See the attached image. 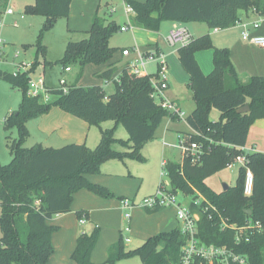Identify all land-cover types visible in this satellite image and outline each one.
<instances>
[{"label": "trees", "instance_id": "trees-1", "mask_svg": "<svg viewBox=\"0 0 264 264\" xmlns=\"http://www.w3.org/2000/svg\"><path fill=\"white\" fill-rule=\"evenodd\" d=\"M7 0H0V9ZM134 10L131 24L135 27L158 31L162 21L201 22L210 29H226L236 25L240 10L264 8L263 0H126ZM72 0H35L33 8H27L44 16L38 34L37 54H44L40 43L44 31L50 29L58 18H66ZM119 29L115 22H106L94 14L92 24L84 36L68 41L59 63L65 67L78 68L77 79L87 64H107L117 48L109 44V37ZM211 50L212 69L204 73L195 53ZM178 60L188 74L193 91L195 107L185 117L194 131L185 143L196 142L202 151L199 160L192 162L190 155L180 161L167 159L166 178L173 193L202 196L198 210L191 202V210L199 211L197 237L205 244L234 245L235 231L221 229V221L228 225H243L246 221H258L260 231H249L236 250L244 254L249 264H264V152L255 150L245 153L248 166L253 173V189L250 195L243 193L244 168L238 167L236 184L226 190L214 191L206 179L226 168L232 159L242 153L246 145L250 125L257 119L264 120V76H251L240 81L227 47L214 46L209 35L203 34L177 49ZM35 60L29 71L10 73L0 69V78L21 90V101L17 111L4 119V129L15 128L17 137L8 144L11 160L0 162V264H46L52 254L51 235L55 226L46 220L56 214L70 211L72 196L80 189H87L102 198H114L115 194L105 186L92 183L87 174L100 172L107 159H141L140 148L153 139L154 132L167 112L150 96L151 77L133 75L123 68L118 80H113L114 90L106 94L99 85L81 86L73 83L67 92L49 90L56 95L51 103H43L27 94L28 79L34 70ZM116 70L108 64L98 76L106 80ZM107 99H104V97ZM247 105L248 111L236 110ZM52 106L78 117L88 124L98 125L112 120L114 126L102 129L94 147L84 143H67L60 147H46L40 143L25 146L28 138L27 122L46 114ZM219 112L217 120L210 119V112ZM175 118L174 116H171ZM178 119V118H177ZM120 124L127 132V139L120 141L125 147L117 150L118 142L114 129ZM155 210H148L154 212ZM247 210L251 214H247ZM77 218L87 213L77 211ZM85 221V222H86ZM99 237V228L90 232L80 230L71 254L76 264H95L90 260ZM248 238V240H245ZM185 236L178 227L169 232H160L146 239L134 249H126L123 235L111 244L107 258L100 264H115L125 258L137 256L141 264H180V248ZM193 264H207L196 259Z\"/></svg>", "mask_w": 264, "mask_h": 264}, {"label": "crops", "instance_id": "crops-1", "mask_svg": "<svg viewBox=\"0 0 264 264\" xmlns=\"http://www.w3.org/2000/svg\"><path fill=\"white\" fill-rule=\"evenodd\" d=\"M8 1L9 0L6 1L5 7L2 10L0 9V14H6L5 10L9 4ZM102 1L104 0H72L67 17L58 18L56 22L63 19L67 33H71L70 36L74 34L76 36L75 40H78V37L80 36V38H82L84 33L91 27L94 14L96 12L97 14H100L98 8ZM123 1L124 3L127 2L126 0ZM135 1L143 2L145 0ZM132 15L133 14H130L129 16L127 15V21H130L131 26H133L131 24ZM238 16L239 20L236 25L226 29H210L206 24L201 22L189 23L191 25V29H193L194 32L198 34L197 36L208 34L214 46L229 48L230 57L238 73V78L240 81L246 82L251 76H264V48L249 43L241 38V32L243 30L241 23L247 24V28L251 34H264V8L259 13H255L252 10H240ZM102 18L106 22H108V20L114 22V18L112 16H110V19H106L105 17ZM15 21L17 22V20ZM167 22L168 24H163ZM252 22H258L259 26L257 29L252 27ZM123 25L127 24L124 23L119 26L121 27ZM185 25L187 26L188 23ZM162 26L164 27L161 28ZM170 27V21H162L158 31H150L133 26V28L130 29L132 30L134 37L133 46H122L114 53L112 59L107 64L85 65L80 78L77 79V76H72L69 78L65 77V85L68 87L73 83H77V85L81 86H102L103 84L109 83L114 78H118L121 70L126 68L129 61L136 56V50L140 52L157 50L164 53L163 49L160 47V42H163L168 48H174L168 46L164 41V36L167 34ZM191 35L193 36V34ZM67 42L68 41H66V43ZM178 48L179 47H177V49ZM123 49H127L129 51V55H123ZM175 52L177 53V50ZM171 53H174V49L173 51L165 54L166 61L167 56ZM195 58L204 73H209L211 71V50L198 51L195 53ZM109 63H113L114 66L116 65V70L111 75V78H109V81L104 83L106 79L99 77L98 74L103 71ZM152 63L155 67L154 71H156V64L154 62ZM37 65L38 64H36L34 67V72L38 67ZM145 68L147 70L146 66ZM86 69H88L87 71H90V75L87 77L84 75V71ZM71 70L72 69L70 68L68 71H65L63 68V72L67 74L70 73ZM33 74L34 73L32 72V75ZM172 79L173 75L171 72L169 73L168 77V87L164 91L166 99L174 101L180 108L181 105H184L185 108L189 110V112L192 111L195 107L194 98L193 102L191 101V104L187 101L183 102V99H181L182 97L173 89ZM45 86L49 90H52L46 85V83ZM51 96L54 97L51 98ZM51 96L47 101L41 100V102H53L57 96ZM187 114L185 113V115ZM257 120L259 121L263 119ZM178 121L179 119L172 118L167 115L166 118L162 117L161 122L158 125V127L161 126L160 136L163 148L161 160L165 159V161H167V159H178L177 161H180L182 159L181 152L178 154L176 153V156L173 152V149L177 148L175 146L177 144H173L165 140V137L170 130L176 132L175 136L178 140V143L184 139L185 136L187 137L188 135L194 133L185 120L183 122L184 124H181ZM253 123H255V121ZM26 126L29 133L28 138L34 137L32 138V142H34L33 144L40 143L46 147L62 146L71 142L84 143L88 147H94L99 141L100 131L102 129L112 127L111 123L109 122H101L98 125L88 124L78 117L63 111L57 106H52L46 114L29 120ZM245 146H254L256 150L264 152V139L258 140L257 142L253 140L249 141L247 136ZM118 163L119 162L110 160L104 161L100 166L99 173L85 175L88 181L110 189L115 194L114 198H102L87 189H80L72 196L70 211L53 215L46 220V224L56 227V230L51 235V245L53 251L46 264H76L72 260L71 254L75 248L76 239L81 229L90 232L95 226L99 228V237L93 251L91 252L90 260L95 264H100L106 260L109 246L115 243L120 235H123V237H128L129 242L131 240H136L138 246H140L149 237H152L160 232H169L178 227V222L175 217V206L172 205L160 208L154 212H149L148 209L140 206L142 198L153 194L156 190L152 193L150 191L146 195L139 194L138 189L140 186V181L133 178L125 171H116ZM208 186L214 191L218 192L216 188L211 187L209 184ZM125 197L129 198L133 204V206L130 208L131 216L128 221L123 216L125 210L121 206V199ZM187 197L189 196H186V198ZM184 202L188 204L190 200L184 199ZM80 210L85 211L88 215L87 221L82 225L79 223V219L76 215L77 211ZM126 224L130 225V230L125 235L122 232V228Z\"/></svg>", "mask_w": 264, "mask_h": 264}, {"label": "rangeland", "instance_id": "rangeland-1", "mask_svg": "<svg viewBox=\"0 0 264 264\" xmlns=\"http://www.w3.org/2000/svg\"><path fill=\"white\" fill-rule=\"evenodd\" d=\"M8 3L9 4L7 5V8H11L13 12L11 14H0V69L14 73L17 70L16 65H18V63L25 65L33 64V62L37 60L38 67L36 68L35 72L34 70L32 71L34 73L32 77L35 78L39 75H43L46 85L51 89H58L60 87V78L77 76L78 68L76 66L72 65L71 72L67 74L63 72V66L58 62L63 55L66 41H73L76 39L74 34L70 36L71 33H67L63 19L55 22L50 29L43 32L40 38V43L45 46V52L43 55L41 53L37 54L38 34L45 18L44 16L33 12L32 10L26 11L27 8H33L35 0H9ZM98 11L100 12L98 15L105 17L106 19H110V16H112L117 26L127 23V14L125 12L123 0H104L101 2ZM15 20H17V22ZM14 22H16V24H14ZM163 24H168V22ZM187 26L190 29L189 31H191V34H193V37H197L198 34H196V32L191 29L190 23H188ZM163 27L164 26L161 28ZM78 39H80V36ZM109 44L117 48V50L125 45L133 46L134 37L132 30H115L109 37ZM160 47L163 49L164 54H167L174 49V53H171L167 56L169 73L172 72L173 75V89L182 97L181 99H183V102L187 101L191 104V101L193 102V91L189 85V77L182 68L178 60L177 53L175 52L177 47L168 48L163 42H160ZM16 51H18V56L17 58H14V53ZM146 67L147 73L154 75L155 67L153 63H148ZM87 70L88 69L84 71V75L86 77L90 75V71ZM113 82L114 81L111 80L109 83L103 84L101 86L102 90L106 94L113 92ZM52 97L54 96H51V98ZM20 101L21 90L0 78V162L2 164H7L11 160L12 156L9 151L8 144H10L17 137V131L14 127L11 129H4V119L12 111H17ZM181 108L186 114L189 112V110L185 108L184 105H181ZM164 117L166 118V116ZM209 117L211 120H217L219 118V112L216 109H212ZM184 120V118L179 119L178 122L184 124ZM104 122H109L111 123L112 127L114 126V122L112 120H106ZM160 132L161 126L157 128L153 139L146 142L140 148L139 154L141 159L125 158L124 160H119L112 158L106 160L119 162L118 166L116 165V171H125L133 178L139 180L140 186L138 192L142 195H146L150 191L151 193L154 192L158 188L161 180L164 181L166 186L169 187L167 178L164 176L162 178L160 177V160L163 154ZM114 133L115 137L118 139V142H116L113 147L117 150L125 149L120 141H125L127 139L128 135L126 130L122 125L118 124L114 129ZM175 135L176 132L170 130L167 133L165 140L173 144H178V140ZM32 138L34 137L27 138L24 145H32L34 143L32 142ZM186 138L187 137L185 136L184 140ZM263 139L264 121L255 120V123H252L249 127L248 140L257 142L258 140ZM173 152L176 156L180 150L179 148H176L173 149ZM238 174V165L235 164L232 168H223L222 170L211 175L209 178H207V183L211 187L220 191L222 189L223 183L228 184L229 186L235 185ZM191 197L192 195H189L187 198L178 195V199L180 201H184V199L190 200ZM123 233L126 235L125 232ZM124 245L126 249H134L138 246L136 240H131L130 242L124 241ZM115 264H141V262L139 257L134 256L125 258L123 260L121 259Z\"/></svg>", "mask_w": 264, "mask_h": 264}, {"label": "built area", "instance_id": "built-area-1", "mask_svg": "<svg viewBox=\"0 0 264 264\" xmlns=\"http://www.w3.org/2000/svg\"><path fill=\"white\" fill-rule=\"evenodd\" d=\"M124 8L126 14H134L133 8L128 2L124 3ZM253 12L257 13L255 9H252ZM13 11L11 8H7L5 13L11 14ZM16 24V22H14ZM127 25L120 27L121 31L132 29L133 26L130 25L128 20ZM252 27L257 29L259 24L258 22H252ZM243 30L241 32V38L246 40L249 43L260 46L264 48V34H251L247 28V24L241 23ZM193 36L191 35L189 29L184 23L181 22H171V27L168 30L167 34L164 36L165 43L170 47H181L188 44L192 40ZM136 56L129 61L126 66L128 72L133 75H147V70L145 68L147 63L154 62L156 64V71L154 77H151V86L152 91L150 96L154 99L157 105L164 109L168 116H174L178 119H183L186 115L185 112L174 102L169 99H166L164 95L165 89L168 87V64L165 59V54L161 51L151 50L146 52H140L136 50ZM123 55H129L127 49L122 50ZM18 56V51L14 53V57ZM31 64H22L18 63L16 65L17 70L13 74L22 73L29 71ZM70 68L65 67L64 70L68 71ZM113 80H118L114 78ZM109 81L105 80L104 83ZM28 91L27 94L33 97H37L39 101H47L48 98L53 95L50 93L49 89L45 86L43 75L37 77H32V72L28 79ZM66 81L64 78L59 79V90L63 93L67 92L68 87L65 85ZM104 99H107L105 96ZM182 139L177 145L179 148L182 157L185 155H190L192 162L199 160V155L201 154L200 146L196 142L185 143ZM239 149L242 153L236 155L232 161H230L226 168H232L235 164L238 167L244 168V180H243V193L245 195H250L253 189V173L250 167L248 166V159L246 158L245 153L255 151L254 146H241ZM161 172L160 177H166L165 170V159L161 160ZM178 195L186 197L182 193H173L170 188L166 186L164 181H160V184L156 191L148 196L142 198L140 206L148 210L160 209L168 206H175L176 212L175 217L178 222L179 231L185 236L184 243L180 248V264H193L194 260L199 259L205 261L207 264H249L247 257L236 250V246L240 244L243 239V234L251 231H260L261 224L258 221L248 220L241 226H236L235 224L228 225L224 220L221 221V229L230 228L235 231V240L234 245H215V244H205L199 240L197 237V222L199 220V211H205L207 205L204 207L201 206L203 200L202 196L198 195L195 199H190V202L186 204L184 201L178 199ZM193 203L194 206L199 210H191L190 203ZM121 206L125 210L124 218L128 221L130 219V208L133 206L129 198L121 199ZM85 218L79 219V223L82 225L85 223ZM130 230V225L126 224L122 228V232L128 233ZM125 242H129L128 237H123ZM248 240V238H245Z\"/></svg>", "mask_w": 264, "mask_h": 264}, {"label": "water", "instance_id": "water-1", "mask_svg": "<svg viewBox=\"0 0 264 264\" xmlns=\"http://www.w3.org/2000/svg\"><path fill=\"white\" fill-rule=\"evenodd\" d=\"M248 110H249V107H248L247 105H245V106H243V107L238 108L236 111H237L238 113H242V112H245V111H248ZM228 187H229L228 184L223 183V184H222V189H221V190H226ZM247 214L250 215V214H251V211H250V210H247Z\"/></svg>", "mask_w": 264, "mask_h": 264}]
</instances>
